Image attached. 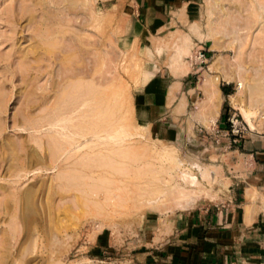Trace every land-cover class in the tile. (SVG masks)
I'll list each match as a JSON object with an SVG mask.
<instances>
[{"label":"rangeland","instance_id":"rangeland-1","mask_svg":"<svg viewBox=\"0 0 264 264\" xmlns=\"http://www.w3.org/2000/svg\"><path fill=\"white\" fill-rule=\"evenodd\" d=\"M161 77L187 106L134 124ZM250 83L264 84V0H0V264H264V183L251 177L264 149L249 141L264 101ZM123 117L133 136L113 142Z\"/></svg>","mask_w":264,"mask_h":264},{"label":"crops","instance_id":"crops-1","mask_svg":"<svg viewBox=\"0 0 264 264\" xmlns=\"http://www.w3.org/2000/svg\"><path fill=\"white\" fill-rule=\"evenodd\" d=\"M191 33H192L191 39L193 40V42H198L202 39L198 36V34H196L197 32H191ZM200 46H201V44H200ZM159 77L160 76H157V78H159ZM167 84L168 83L166 82L165 79H163V82L161 81V79H157V80H154L152 82L146 83L143 86V89H142L143 91L140 92L142 101L144 103L148 104L147 110L142 109V113H143L144 117H146V115L147 116L150 115L148 110L150 112H155L154 115L148 117L150 124H152V121H150V119L151 120L156 119L159 121L162 114L164 112L168 111V109H173L174 111H182L187 106V104L189 102V97H188V94H186V92H182V94H180L178 92L179 84H176V86L173 85L174 87L171 85H168V87L169 86L171 87L170 90L168 87H166ZM165 89H167V90H166V94L164 95ZM218 90H219L218 91L219 93H222V89L220 86L218 87ZM177 92L179 93V95L177 94ZM221 108H222V103L219 104V107L217 110V116H216L217 118H218V116L221 115ZM263 118L264 117H262V119ZM252 125H253V127L250 126L251 128H256L255 120L252 121ZM253 133H256V134L253 135ZM251 137L252 138L249 141H253L252 147L264 149V132H260V133L252 132ZM254 153H258L260 155L256 154V158H258V160L255 161L254 166L256 167V162H257L258 167H257V171L252 172L251 177H253L257 174H259V175H258V177L255 176V178L257 177L258 180H255V181L251 180V181L253 182V184H261V183H264V170H263L264 169V150H262V151L261 150H254L251 153L252 157H254ZM254 189H256L255 185H252L251 188H248V192L250 190V194L252 196L255 193ZM245 205H246V207L244 206V211L242 214V220L244 222H247L251 218H254V214H252V211L253 212L256 211L255 213L258 212V209L256 208V206H258V203L252 202V203H246Z\"/></svg>","mask_w":264,"mask_h":264},{"label":"bare ground","instance_id":"bare-ground-1","mask_svg":"<svg viewBox=\"0 0 264 264\" xmlns=\"http://www.w3.org/2000/svg\"><path fill=\"white\" fill-rule=\"evenodd\" d=\"M263 7V6H262ZM263 9V8H262ZM151 75H152V72H151V70H148V71H146V74H145V79L146 80H149L150 79V77H151ZM216 78L218 79V76H216ZM216 82V81H215ZM212 85H215V87H216V89H217V91H219L218 90V88H217V83H212ZM264 85V84H263ZM261 83H257V84H248L247 85V89H248V91L251 93V97L253 98V100L255 101V102H261V101H264V86H263ZM107 87V86H106ZM241 90V89H240ZM244 91V90H243ZM240 92H242V90L240 91ZM241 94V93H240ZM245 94V93H244ZM243 94V95H244ZM255 96V97H253V96ZM109 97H111V96H109ZM114 96H112V98H113ZM107 100V99H106ZM112 100V99H111ZM252 100V99H251ZM258 102V103H259ZM110 103V102H109ZM254 103V102H253ZM252 103V104H253ZM257 103V104H258ZM109 105V104H108ZM107 107H109L112 111H113V108H111V107H113V106H107ZM108 108V109H109ZM148 108V107H147ZM111 110L110 111H108L107 113H113V112H111ZM249 110V109H248ZM245 107L244 108H242V113L244 114V116H245V118L249 121V122H251V112L250 111H248ZM109 113V114H110ZM148 113V112H147ZM108 114V115H109ZM99 116V115H98ZM134 117V119H135V121H134V124H142L143 126H145L146 125V123L148 124V120L144 117V116H141V115H134L133 116ZM125 118L126 117H123V122L122 123H119L118 125H115V127H113L112 128V130H111V133L109 134V138L112 140L113 139V142L114 141H116V140H119L120 142H122V143H124V142H126V140L128 139V138H131L132 136H133V133H131V125H133V123L131 124V123H128L126 120H125ZM92 125H94V124H92ZM95 125H96V123H95ZM99 125V124H98ZM77 127V126H76ZM79 128L77 127V130H78ZM76 130V129H75ZM82 130V129H81ZM79 131H80V129H79ZM79 131H75V132H79ZM74 132V131H73ZM81 132V131H80ZM79 132V133H80ZM98 132V131H97ZM78 133V134H79ZM83 134V133H82ZM140 136H145L144 134H139ZM65 136V135H64ZM116 137H119V139H116ZM156 138V137H155ZM136 140V139H135ZM143 140V139H142ZM67 141H68V139H67ZM66 141V142H67ZM72 141V140H71ZM71 141L69 140V143L71 144ZM138 141V140H137ZM140 141V140H139ZM146 142H148L147 140H146ZM61 143V142H60ZM131 142H129V144H130ZM151 143V142H150ZM106 144V143H105ZM121 144V143H120ZM132 144H134V143H132ZM154 144V143H153ZM152 144V145H153ZM62 145V144H61ZM88 145V144H87ZM151 145V144H150ZM123 146H125V144L123 145ZM147 146H148V144H147ZM164 147H162V149L161 150H157V151H160L159 153L161 154H159V156H161L162 157V155H163V157H165L166 159H168V160H170V162L169 163H172V165H173V167L176 169L175 171H177V172H179L180 173V176H182L184 179H187V180H191L192 181V183H193V185L195 184L196 185V187L198 186V190L199 191H201V192H205V189H203V187L202 186H200L199 185V183H201L200 182V180H199V178L197 177V175H194L192 172H191V168L189 167V165H188V163L184 160V159H182V158H180L179 157V155L177 154V151H176V149L174 148V147H171V146H169V145H163ZM63 147V146H62ZM127 147V146H126ZM123 148L124 149V151L123 150H121V151H123L122 153H121V157H124L125 159H127L126 157H128V156H130V155H132L131 154V151L130 150H128L127 148ZM145 148H148V147H145ZM152 148V147H151ZM93 149V148H92ZM62 150V149H61ZM145 150V149H144ZM152 151V150H151ZM150 151V152H151ZM155 151V150H154ZM135 152V151H134ZM134 152H132V153H134ZM111 153V152H110ZM115 153V152H114ZM136 154H137V152H135ZM134 153V154H135ZM157 153V152H156ZM36 154L37 153H35L34 155L36 156ZM62 154V153H61ZM113 154V153H112ZM34 155H32V157L34 156ZM114 155V154H113ZM118 155V154H117ZM141 155V154H140ZM143 155V154H142ZM34 156V157H35ZM72 156V155H71ZM83 156V155H82ZM107 156V155H106ZM134 156V155H133ZM137 156H139V155H137ZM29 157V156H28ZM41 157V156H40ZM81 157V156H80ZM131 157V156H130ZM153 157H154V155H153ZM163 157H162V159H163ZM39 158V157H38ZM110 159V158H109ZM131 158H129V160H130ZM142 159V158H141ZM159 159V158H158ZM161 159V158H160ZM161 159V160H162ZM111 160V159H110ZM165 160V159H164ZM168 160H167V162H168ZM105 161V160H104ZM107 161V160H106ZM149 162V161H148ZM76 163V162H75ZM110 163V162H109ZM106 164V163H105ZM150 164H152V163H150ZM112 165V164H111ZM171 166V165H170ZM196 166V165H195ZM124 167V166H123ZM142 167V166H141ZM197 167H199V166H197ZM138 168V167H137ZM200 168V167H199ZM144 169V168H143ZM201 169V168H200ZM136 170V169H135ZM145 170H147V169H145ZM211 170H212V168H211V166H208V167H205L203 170L201 169L200 170V172H201V174H202V178H203V180H207V179H209L210 177H211V175H212V173H211ZM108 171V170H107ZM141 171V170H140ZM170 171V170H169ZM168 171V172H169ZM144 173V172H143ZM171 173V172H170ZM110 174H111V172H110ZM113 175V174H112ZM214 176V175H213ZM173 177V176H172ZM211 179V178H210ZM209 179V180H210ZM198 184V185H197ZM175 188V187H174ZM174 190V189H173ZM182 189H180L179 191L181 192V194L182 195H184V196H188V195H191V193L195 190H193V189H191V190H193V191H191V190H189V192H187L186 190H182ZM179 191H177V192H179ZM191 191V192H190ZM207 191V190H206ZM95 191H93V193H94ZM153 192V191H152ZM207 193V192H206ZM98 194V193H97ZM111 194V193H110ZM180 194V196H182ZM89 195V194H88ZM109 197V196H108ZM107 197V198H108ZM86 198V197H85ZM112 198V197H111ZM93 200V199H92ZM85 201V200H84ZM97 201V200H96ZM83 202V201H82ZM87 204V203H86ZM94 205H96V204H94ZM96 208V207H95ZM98 210V209H97ZM98 213H99V211H98ZM27 260V259H26Z\"/></svg>","mask_w":264,"mask_h":264},{"label":"built area","instance_id":"built-area-1","mask_svg":"<svg viewBox=\"0 0 264 264\" xmlns=\"http://www.w3.org/2000/svg\"><path fill=\"white\" fill-rule=\"evenodd\" d=\"M203 54H204V53H202V51H200V49H199V51H198V55H197V56H203ZM231 121H232V123L234 124V120H233V118H231Z\"/></svg>","mask_w":264,"mask_h":264},{"label":"trees","instance_id":"trees-1","mask_svg":"<svg viewBox=\"0 0 264 264\" xmlns=\"http://www.w3.org/2000/svg\"><path fill=\"white\" fill-rule=\"evenodd\" d=\"M221 89L224 91V92H229V91H226L224 86H221Z\"/></svg>","mask_w":264,"mask_h":264}]
</instances>
